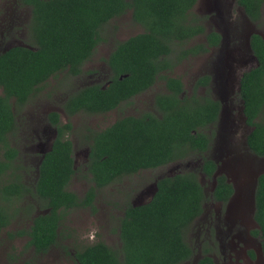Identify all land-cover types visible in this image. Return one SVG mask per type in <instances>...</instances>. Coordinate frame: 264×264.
<instances>
[{"label": "trees", "instance_id": "16d2710c", "mask_svg": "<svg viewBox=\"0 0 264 264\" xmlns=\"http://www.w3.org/2000/svg\"><path fill=\"white\" fill-rule=\"evenodd\" d=\"M199 0H20L32 9L31 47L15 46L0 54V237L25 214L32 224L8 233L10 240L29 237L27 248L45 255L59 246L62 227L72 211L96 210L97 190L111 186L125 176L183 161L193 154L209 152L221 112L209 92L202 96L196 88L186 94L179 78L170 73L184 60L205 55L220 35L208 33L194 13ZM253 22H261L264 0H237ZM132 11L143 33L119 42L107 63L113 77L109 87L89 86L69 96L64 105L71 118L113 111L122 102L142 94L159 80L167 83V93L156 97L160 116L125 118L103 132L87 137L90 142L89 171L84 176L91 187L84 197L69 190L77 177L74 145L65 138L72 124L62 125L60 114L51 113L50 122L58 137L39 168L31 186L17 163L13 138L18 131L16 107L23 109L62 73L79 76L102 42L103 29L114 19ZM204 37V42L191 45ZM251 48L258 67L244 74L241 97L244 114L253 127L248 137L250 150L264 159V37L254 35ZM122 78V79H121ZM209 77L198 86L208 87ZM19 165V166H18ZM202 172L213 179L216 163L204 158ZM118 180V181H117ZM234 188L225 176L217 179L216 201L228 202ZM32 202H31V201ZM208 197L195 172L167 176L158 181L157 191L147 204L128 205L120 219V247L96 242L76 250V264H185L195 257L187 241L190 227L204 214ZM35 202V204L33 203ZM255 220L261 231L264 254V174L258 179ZM41 211L42 214L37 215ZM21 217V216H20ZM196 264H215L205 256Z\"/></svg>", "mask_w": 264, "mask_h": 264}, {"label": "rangeland", "instance_id": "374dc122", "mask_svg": "<svg viewBox=\"0 0 264 264\" xmlns=\"http://www.w3.org/2000/svg\"><path fill=\"white\" fill-rule=\"evenodd\" d=\"M0 13V54L15 46L31 47L32 9L23 7L20 0H0ZM195 15L209 16L208 29L221 32L224 45L208 54L182 61L168 76L180 77L185 83L188 96L193 94L196 81L205 75L213 77L216 82L220 81L224 85L222 87L227 88L218 85L214 90V96L223 100L226 107L224 121L208 131L217 135L213 148L207 153L195 154L160 170L142 171L100 190L96 210L72 211L62 227L59 246L45 255L36 254L33 249L27 248L29 237L26 235L15 240L9 239L8 233L28 230L32 224L25 214L20 215L1 234L0 264H76V250L96 242H104L118 249L121 244L119 224L126 207L132 203L142 205L150 201L160 179L188 172L199 175L208 201L204 214L193 223L187 234V241L194 248L195 257L185 264H196L205 256L213 258L215 264H264L261 242L250 235L255 228L254 192L257 177L264 173V159L256 156L248 147L247 137L251 128L246 126L240 97L235 96L238 87L234 95H228L234 90L230 82L240 79L246 70L257 66V60L250 50V37L253 34L264 37V8L262 20L258 24L251 22L234 0H200ZM141 33L143 29L133 22L131 12L114 19L103 29L102 42L86 64L81 77L72 78L67 73L59 74L51 78L26 107H16L18 131L12 143L20 151L21 165L28 170L23 171L27 184L32 186L36 182L38 162L54 138V129L49 125L48 115L58 112L66 121L63 106L69 96L93 82L105 85L110 79L106 60L116 43ZM202 41L204 37L196 39L191 45ZM226 80L229 82L227 85ZM162 82L118 112L108 115L80 113L72 117L75 128L72 140L78 145L77 166L81 167L86 158L87 145L81 138L87 133V129L101 130L124 116L153 112L155 95L165 90ZM197 92L202 96L206 94L204 90ZM234 97L232 102L235 109H231L226 102ZM204 158L217 160L220 165L214 179L207 178L202 172ZM78 172L69 190L83 197L91 183L84 178V171ZM220 175H226L236 188L235 197L227 206L212 200L216 178ZM246 201L249 202L248 205H245ZM252 254L255 255L254 259Z\"/></svg>", "mask_w": 264, "mask_h": 264}, {"label": "flooded vegetation", "instance_id": "af4514ba", "mask_svg": "<svg viewBox=\"0 0 264 264\" xmlns=\"http://www.w3.org/2000/svg\"><path fill=\"white\" fill-rule=\"evenodd\" d=\"M235 2H236V4H237V6L240 8V9H242L243 11H244V13H245V15H246V17L248 18V19H250L248 16H247V14H246V12H245V10H244V8L243 7H241V6H239L238 5V3H237V0H234ZM199 2H200V0H199ZM199 2H198V4L196 5V7L194 8V13L196 14L197 13V7H198V5H199ZM129 12H131L132 13V11H129ZM128 12V13H129ZM0 15H1V13H0ZM199 18H201V23H202V25H204L205 27H206V29H207V32L208 33H217V34H219L220 35V42L217 44V45H211V46H209L208 48H209V52L208 53H210V52H212V51H215V50H217V49H220L223 45H224V36H223V34L221 33V32H218V31H214V30H209L208 29V25H207V23H208V20L210 19L209 18V16H205V17H200V16H198ZM133 18V17H132ZM32 19V18H31ZM251 20V19H250ZM133 22L134 23H136L134 20H133ZM251 22H253L252 20H251ZM253 23H256V24H258V22H253ZM137 25H139L138 23H136ZM140 26V25H139ZM141 27V26H140ZM142 28V27H141ZM143 29V28H142ZM143 32H144V30H143ZM254 35H259V34H253L251 37H250V50H251V52H252V54H253V56H254V58H256V56L254 55V53H253V51H252V48H251V40H252V37L254 36ZM129 40V39H128ZM127 41V40H126ZM121 42H125V41H121ZM204 42V41H203ZM119 43V42H118ZM118 43H116V45L118 44ZM116 45L114 46V48H113V50H112V52L108 55V57H107V60H106V63H107V61H108V59L110 58V56H111V54L114 52V50H115V47H116ZM192 45H194V44H192ZM207 53V54H208ZM191 58H196V57H191ZM256 60H257V58H256ZM87 64V63H86ZM86 64H85V66H86ZM258 65H259V63H258V60H257V66L256 67H258ZM85 66H84V68H85ZM107 66H108V68H109V72H110V79H109V81L105 84V85H103V86H106V87H104V88H107V87H109L110 85H111V83H112V77H113V73H112V70H111V68H110V66L108 65V63H107ZM256 67H254V68H256ZM84 68H83V70H84ZM254 68H251V69H249V70H246L242 75H241V77H240V79H238V80H232L230 83H231V86H234V90H232V91H230V93L228 94V95H234V91H235V89L238 87V92H237V94L235 95L237 98H239L240 97V100H241V102H242V105H243V113H244V104H245V102H244V100L242 99V97H241V91H242V80H243V77H244V74L246 73V72H249V71H251L252 69H254ZM176 69V68H175ZM174 71H172V72H170V73H173ZM84 73V72H83ZM83 73L81 74V75H79V76H76V77H73V76H70V77H72V78H78V77H81L82 75H83ZM170 73H165L164 75H166V76H168V75H170ZM170 77H173V76H170ZM203 77H209L210 78V81L208 82V87H202V86H198V83H199V80L201 79V78H203ZM174 78H179L181 81H182V83L185 85V83H184V81L180 78V77H174ZM122 79V78H121ZM163 81V82H162ZM160 82H162L163 84H164V92L163 91H161V92H158L157 93V95L158 94H160V93H167L168 92V89H167V83L164 81V80H159L153 87H151L150 89H148L147 91H145V92H143L142 94H139V95H136L135 97H133V98H131V99H129V100H127V101H124V102H122L117 108H115L113 111H110V112H107V113H103V114H95V115H108V114H111V113H114V112H118L122 107H124L125 105H131V103H132V101L134 100V99H136V98H138L139 96H141V95H143V94H145L146 92H148V91H150V90H152L154 87H156L157 86V84H159ZM229 82L226 80V85L228 84ZM95 85H102V83L101 82H93V83H90V85H88V86H85V87H83V88H86V87H89V86H95ZM220 86L221 85V82L220 81H218V82H216L215 80H213V77H211V76H208V75H205V76H202V77H200L197 81H196V83H195V88H194V90L197 88L199 91L201 90H204L206 93H208L209 92V94H210V96L212 97V99L214 100V101H216V102H218L219 104H220V109H221V112H220V114H219V120H218V122H217V124L215 125V126H217V125H219L221 122H223L224 121V114H225V112H224V109H225V103H224V101L222 100H219V99H217L215 96H214V90H216V87L217 86ZM222 86H224L223 84L221 85V88H226V87H222ZM83 88H80V89H83ZM186 88V87H185ZM80 89H78L77 91H79ZM227 89V88H226ZM76 91V92H77ZM197 92V91H196ZM199 93V92H198ZM193 94H194V92H193ZM192 94V95H193ZM157 95H155V97H154V108H153V112H151V111H149V112H146L145 114H142V115H128V116H124V117H122V118H120V119H118L115 123H113V124H111V125H109L108 127H106V128H102L101 130H92V129H87V133L81 138L83 141H84V143H85V145H87L86 146V148H87V154H86V158H85V160L83 161V165L80 167H78L77 166V160H78V153H77V151H78V148H77V142L75 141H73L72 140V136L74 135V133H75V128H74V125H73V123H72V121H71V119H72V117H74V116H76V115H78V114H76V115H74V116H72L71 118H69V116L65 113V110H64V115H65V117L67 118V120L66 121H64L63 120V117H62V115L60 114V113H58V112H51V113H58V114H60V123L62 124V125H67V124H72V131H71V134L69 135H67L65 138H68L69 140H71L72 141V143H73V145H74V158H75V170L76 171H84L86 174H87V171H89V167H88V164H89V155H90V142H89V140H88V138L87 137H89V136H91L93 133H95V132H103V131H105V130H107V129H109V128H111L113 125H115L117 122H119L120 120H123V119H125V118H131V117H133V118H141L142 116H145V115H150V114H154V115H156V116H160V112H159V110H158V108L156 107V97H157ZM191 95V96H192ZM206 95V94H205ZM235 99V97L234 98H231L229 101H225L226 102V104L231 108V109H235V107L233 106V100ZM65 104H66V102H65ZM64 104V105H65ZM28 105V104H27ZM26 105V106H27ZM25 106V107H26ZM63 109H64V106H63ZM51 113L49 114V115H51ZM85 114H87V115H91V114H88V113H85ZM49 115H48V122H49V125H50V127H52V129H54V138H53V140H52V143H50L51 144V146L50 147H48V150H46L44 153H43V155H42V157H41V159H40V161L38 162V166H37V176L39 177V168H40V165L42 164V161H43V159L45 158V156H46V154H48L49 152H51L52 151V149H53V145H54V142H55V140L57 139V137H58V129H57V127L56 126H54L51 122H50V119H49ZM244 116H245V114H244ZM245 118H246V116H245ZM246 123H247V120H246ZM247 127H249V128H251V132L249 133V135L252 133V131H253V127H251V126H249L248 125V123H247V125H246ZM214 128V127H213ZM210 134V133H209ZM212 134H214L213 132L210 134V135H212ZM244 134H245V132H244ZM249 135H248V137H249ZM216 137H217V135H215L214 137H213V142H212V144H211V149L213 148V145H214V143H215V141L214 140H216ZM248 137H247V144H248ZM249 147V146H248ZM17 149V148H16ZM250 149V148H249ZM18 150V149H17ZM18 152H19V155H18V158H17V163L21 166L20 167V171H28L25 167H23L22 165H21V163H20V151L18 150ZM197 154V153H196ZM195 154H193L192 155V157L194 156ZM190 158V157H189ZM212 160V159H211ZM213 161L216 163V165H217V172L219 171V168H220V165H219V163H218V161L217 160H214L213 159ZM172 164V163H171ZM18 165V166H19ZM170 165V164H169ZM168 165H166V166H163V167H159V168H157V169H145V170H140V171H156V170H160V169H162V168H165V167H167ZM202 166H203V162H202ZM202 166H201V169H202ZM217 172L214 174V176H213V179L215 178V176H216V174H217ZM79 173V172H78ZM85 174V175H86ZM84 175V176H85ZM176 175V174H175ZM133 176H135V175H133ZM206 176V175H205ZM220 176H225L226 178H227V181H228V183L230 184V185H232L233 186V188H234V195L232 196V198L231 199H229V201L228 202H223V201H216V200H214L213 199V197H212V200L215 202V203H217V204H220V205H222V206H227V205H230V203L233 201V198L235 197V194H236V188H235V185L231 182V180H229V178L226 176V175H220ZM220 176H218V177H220ZM37 177V178H38ZM128 177H130V176H125L124 178H122L120 181H118V182H121L123 179H125V178H128ZM207 177V176H206ZM218 177L216 178V186H217V179H218ZM118 182H116V183H113L112 185H115V184H117ZM158 184V183H157ZM111 185V186H112ZM216 186H215V188H216ZM91 187V186H90ZM109 187V186H108ZM215 188H214V190H215ZM102 189H104V188H101V189H98L97 190V195H98V193H99V191L100 190H102ZM156 191H157V187H156V190H155V192H154V195H155V193H156ZM214 192V191H213ZM86 195V194H85ZM84 195V196H85ZM154 195L152 196V198L154 197ZM83 196V197H84ZM152 198L150 199V201L152 200ZM96 201H97V197H96ZM96 201H95V204H96ZM149 202V201H148ZM147 202V203H148ZM147 203H145V204H147ZM248 203L249 202H245V205L247 204L248 205ZM131 205H133V206H140V205H135V203H132ZM142 205H144V204H142ZM127 208V207H126ZM86 209H91V208H86ZM41 211H38V213H40ZM255 212H256V210H255ZM124 214H125V210H124ZM124 214H123V216L122 217H124ZM38 215V214H37ZM253 223H254V225H255V228L253 229V230H251V232H250V235L251 236H253V237H255L256 239H258V240H260V242H261V246H262V240H261V238L260 237H258V236H256L255 235V233H257V232H259V231H261V227H260V225L257 223V221L255 220V213H254V219H253ZM262 252H263V248H262ZM263 256H264V254H263ZM252 258L254 259L255 258V255L254 254H252ZM213 259V258H212ZM214 261V260H213ZM215 263V262H214Z\"/></svg>", "mask_w": 264, "mask_h": 264}, {"label": "water", "instance_id": "95a60500", "mask_svg": "<svg viewBox=\"0 0 264 264\" xmlns=\"http://www.w3.org/2000/svg\"><path fill=\"white\" fill-rule=\"evenodd\" d=\"M264 173L259 174V176L257 177V184H258V179L260 178V176H262ZM257 184H256V189H257ZM256 189L254 192V202H255V198H256ZM255 205V204H254Z\"/></svg>", "mask_w": 264, "mask_h": 264}]
</instances>
